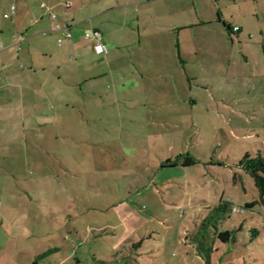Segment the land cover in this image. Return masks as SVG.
Segmentation results:
<instances>
[{
    "label": "rangeland",
    "instance_id": "rangeland-1",
    "mask_svg": "<svg viewBox=\"0 0 264 264\" xmlns=\"http://www.w3.org/2000/svg\"><path fill=\"white\" fill-rule=\"evenodd\" d=\"M41 1L0 0L5 47L12 44L17 51L16 24L24 18L34 23ZM205 1L210 0H201L202 12L213 18L220 12L242 27L239 35L223 37L220 23L182 29L179 38L173 32L153 39L143 30L141 45L131 35L122 52L151 53L147 63L161 71L149 78L148 88L141 87L138 73L132 77L136 89L147 91L133 95L126 77L138 61L112 64L110 78H103L104 94L119 93L99 109L100 121L82 127V107L73 95L66 116L76 140L66 150L64 142L44 143L64 151L57 152L64 165L54 167L51 180L57 185L42 181L36 200L25 195L18 203L19 187L0 182V264H264V204L241 208L258 200L259 192L240 166L246 153L264 154V0ZM12 6L16 14H10ZM37 37L51 50L64 49L51 36ZM55 106L53 128L64 130L65 110ZM187 156L196 163L184 165ZM171 161L178 165H165ZM228 199L235 210L212 217L210 233L216 227L237 229L236 240L218 239L209 263L195 236ZM255 229L259 233L252 238Z\"/></svg>",
    "mask_w": 264,
    "mask_h": 264
},
{
    "label": "crops",
    "instance_id": "crops-1",
    "mask_svg": "<svg viewBox=\"0 0 264 264\" xmlns=\"http://www.w3.org/2000/svg\"><path fill=\"white\" fill-rule=\"evenodd\" d=\"M67 2L71 3L70 7L66 6ZM209 2L212 0L205 1L206 4ZM217 3L220 7V2ZM200 4L201 0H42L39 5L42 10L38 16H35L36 18L34 17V23L30 24L28 19L24 18L16 24L19 34L13 35V38L16 40L17 51L14 47H10L13 46L12 44H8L7 47L3 45V41H9V38L2 34L3 40H0L2 41L0 42L1 186L7 188L18 186L20 190L14 197L19 203L25 195L29 196V199L36 200V191L42 189V181L44 186L48 183L50 187L56 184L53 183L55 180L53 175L57 173L54 167L57 168L59 163L64 165L62 159H56L57 152L63 154L64 151L53 147L47 149L44 143L64 142L66 150L67 143L76 140L73 135L74 129L71 128L74 125L68 122L66 116L67 109H71L73 95L78 96V102L82 107V127H87L90 120L100 121L99 109L105 104L109 105L112 98L115 101L119 93L112 92L111 98L104 94L103 78H110L113 73L110 70L112 64L120 67L121 61L124 65L126 60H131L130 58L132 62L138 61V65L135 63V69L130 74H126L129 78L128 83H131L130 90L137 96L145 90L136 89V83L132 82V77L134 75L136 77L137 73L143 81L141 87H150L149 78L158 75L161 71H158V68L152 69L147 63L152 61L151 53L134 56L132 52L129 54L122 52L123 48L131 45V35L136 34L137 44L141 45L143 30L153 39L164 33L173 32L177 33L179 38L182 29L207 25L214 27L218 23L223 26L221 35L233 38V33L224 22L239 27L235 34L239 35L242 31L241 26L232 24L218 11L217 17H207L206 10L202 12ZM16 9L12 14H16ZM214 11L216 12V7ZM51 12L57 13V19L51 17ZM56 22L69 26L73 34L61 45L58 40L63 36V32L54 29ZM92 28L102 32V41L108 47L107 52H97L94 48L95 41L85 37V32ZM30 30L33 32L28 34ZM37 36L46 38L51 36L64 49L51 50L42 38L36 40ZM25 42L26 56H22L19 52ZM163 54L165 59L170 57L166 52ZM178 57L184 63L181 53ZM120 74L125 78L123 71L119 72V76ZM112 78L116 82L115 76ZM139 89L142 92L138 91ZM133 95L130 99H135ZM55 105L65 110L61 124L64 130L53 128L58 124ZM117 116L120 117L119 113ZM41 127L46 129L41 130ZM83 139H87L86 135ZM31 166L33 172L29 171ZM51 166L52 171L49 169ZM46 172L49 177L41 178ZM62 189L69 190V188ZM67 200L70 201L71 197L68 196ZM77 214L69 213V216L76 218ZM52 216L50 218L53 220L54 216ZM76 260L77 263L82 262L80 258Z\"/></svg>",
    "mask_w": 264,
    "mask_h": 264
},
{
    "label": "trees",
    "instance_id": "trees-1",
    "mask_svg": "<svg viewBox=\"0 0 264 264\" xmlns=\"http://www.w3.org/2000/svg\"><path fill=\"white\" fill-rule=\"evenodd\" d=\"M226 27L230 30L231 33H236L238 30H235L231 24L224 22ZM196 160L187 156L184 165H192L195 164ZM166 166H175L178 165V161L168 162L165 164ZM240 166L252 176L254 179L255 186L259 192V199L256 201L247 202L244 209H251L257 203L264 204V154L261 152L256 155L252 156L249 153H246L243 158L240 160ZM235 210L234 203L232 200H221L218 205L211 211V213L203 220L201 229L198 235L195 236V241L197 243L199 254L204 257L209 263L211 261V256L214 252V243L220 239L222 242H234L236 240V230H220L216 227L213 234L210 233V227L212 225V217L220 216L221 213L225 211H232ZM225 217V216H224ZM259 231L257 229L254 230L253 237L256 238Z\"/></svg>",
    "mask_w": 264,
    "mask_h": 264
},
{
    "label": "built area",
    "instance_id": "built-area-1",
    "mask_svg": "<svg viewBox=\"0 0 264 264\" xmlns=\"http://www.w3.org/2000/svg\"><path fill=\"white\" fill-rule=\"evenodd\" d=\"M66 6L70 7L71 3L67 2ZM15 9H16V7L12 6L10 14L15 12ZM10 14L9 13L5 14V17L8 18L10 16ZM51 17L53 19H57V13L51 12ZM54 29L63 32V36L61 38H59V40H58L60 45L63 44L65 39H70L73 36L72 31L70 30V27L69 26H64V25H62L59 22H56L54 24ZM234 29L238 30L239 27H235ZM85 37L87 39L95 41L94 48H95V50L97 52L105 53V52L108 51V47L102 41L103 40V34H102V32L99 29L92 28V29L87 30L85 32ZM263 228H264V224H263Z\"/></svg>",
    "mask_w": 264,
    "mask_h": 264
}]
</instances>
